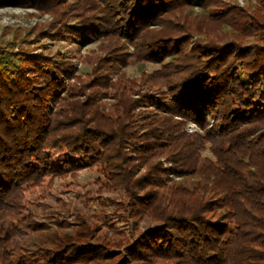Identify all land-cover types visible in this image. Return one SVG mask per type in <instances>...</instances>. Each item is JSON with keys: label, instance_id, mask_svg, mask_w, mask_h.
<instances>
[{"label": "trees", "instance_id": "16d2710c", "mask_svg": "<svg viewBox=\"0 0 264 264\" xmlns=\"http://www.w3.org/2000/svg\"><path fill=\"white\" fill-rule=\"evenodd\" d=\"M5 5L50 14L36 42L97 54L80 76L63 52L0 45V264L19 248L3 222L26 194L93 167L124 193L112 203L155 225L126 245L81 225L38 245L34 264H264V0ZM130 59L160 67L128 78Z\"/></svg>", "mask_w": 264, "mask_h": 264}, {"label": "rangeland", "instance_id": "374dc122", "mask_svg": "<svg viewBox=\"0 0 264 264\" xmlns=\"http://www.w3.org/2000/svg\"><path fill=\"white\" fill-rule=\"evenodd\" d=\"M243 5L245 0H236ZM51 20L50 14L30 7L0 6V45L10 43L15 50L31 49L34 53H65L73 58L76 73L85 76L90 71L87 58L97 54L96 43L77 46L43 39L36 42L38 30ZM160 67L159 63H129L122 71L128 78H135L141 72H151ZM115 77H113L114 79ZM111 108V102L102 101ZM187 131H196L193 124L186 126ZM204 155L210 156L208 150ZM55 163L62 160H77L72 155L51 153ZM198 180L194 174L178 180L190 186ZM103 178L97 167L79 170L73 175L56 179L44 191L26 194L25 208L20 217H8L3 222L8 237L19 246L12 256V263L20 260L26 264L37 262L38 245L50 244L55 235L75 234L81 225L94 232V241L120 242L126 245L135 237L154 226L148 218H130L118 205L112 203L123 199L121 190L105 188Z\"/></svg>", "mask_w": 264, "mask_h": 264}]
</instances>
